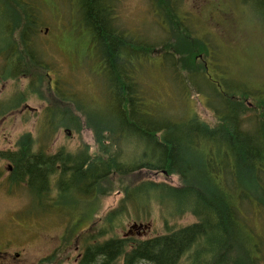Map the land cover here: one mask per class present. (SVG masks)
Instances as JSON below:
<instances>
[{
	"label": "trees",
	"instance_id": "1",
	"mask_svg": "<svg viewBox=\"0 0 264 264\" xmlns=\"http://www.w3.org/2000/svg\"><path fill=\"white\" fill-rule=\"evenodd\" d=\"M157 4L169 14L172 32L160 46H148L114 26L112 0H82L77 23L91 39L87 46L100 51L107 99L97 108L67 93L60 79L51 81L54 64L43 55L38 38L45 24L40 6L29 0H0V81L30 80L18 94L19 102L36 95L47 104L48 136L68 128L91 130L94 138V145L50 152L31 132H24L14 148L0 150V160L12 165L10 190L25 186L42 211L67 208L85 215L82 207L92 219L99 209L93 202L122 193L116 207L92 222L93 242L77 264H114L123 253L124 264H264V238L257 233H264V99L251 106L245 85L212 87L214 121L197 112L175 118L145 101L132 59L148 52V57L169 55L176 78L190 87L195 77L208 78L212 55L210 45L184 24L176 3L175 19L166 0ZM192 94L197 96L196 91ZM202 113L206 116L204 109ZM135 137L142 147L120 155L119 143L126 147ZM157 175H176L180 183ZM67 197L73 203L65 205ZM186 214L196 216L197 222L175 228L171 222ZM156 215L164 221L162 234L141 239L117 233L125 219L148 221ZM61 257L54 253L38 264H58Z\"/></svg>",
	"mask_w": 264,
	"mask_h": 264
},
{
	"label": "rangeland",
	"instance_id": "2",
	"mask_svg": "<svg viewBox=\"0 0 264 264\" xmlns=\"http://www.w3.org/2000/svg\"><path fill=\"white\" fill-rule=\"evenodd\" d=\"M29 1L38 4L43 10L45 24L40 27L39 43L43 55L54 64L50 73L51 81L60 79L67 93H74L102 107L105 97L100 57L95 54L93 46L87 47L91 39L77 23L78 0ZM166 1L172 19H175L176 3L184 24L210 45V79L207 80L211 86H207L208 91L206 88L204 91H198L196 87L192 91L190 88L187 94L184 87L186 83L176 78L178 74L171 57L154 54L152 58H140L135 63V68L139 71L134 78L145 91L144 100L150 101V105L162 108L175 118H186L197 112L207 120L214 121L212 87L217 84L245 85L250 90L248 101L251 106L259 99H264V5H260L262 0ZM112 4L117 16L115 25L121 31L127 32L134 41L159 45L171 36L169 14L158 6L157 0H113ZM46 28H49L48 33L45 32ZM85 50H90L89 54H85ZM131 62L134 63V59ZM3 67L4 61L0 56V74ZM29 81L21 77L0 81V150L14 148L15 142L24 132H31L39 146H51L49 151L52 152L62 146L75 150L82 143L94 145L91 130L81 133L70 130L69 133L62 128L51 136L44 135L47 104L36 95H30L27 101L19 102L18 94L27 90ZM202 85L200 79V86ZM195 91L197 96L192 94ZM25 106L28 108L24 110ZM202 109L205 110L206 116L203 115ZM3 111L7 113L4 114ZM10 165L6 159L0 160V252L7 251L8 259L16 263L38 264L41 258L54 254L63 245L60 241L67 234L70 243L63 250L65 260L62 264H76V257L82 251L84 241L79 240L82 233L78 235L73 229L85 227L83 236L88 231L90 234L94 233L95 229L90 225L92 220H97L116 207L121 194L114 193L93 202V205L97 204L99 207L93 219L87 216L76 217L70 223V218L80 213L74 216H69V213L64 215L62 212L45 213L35 206L32 195L25 186L11 191L7 181ZM158 179L165 178L159 175ZM167 180L175 184L180 183L176 175L167 177ZM73 201L67 197L64 204ZM81 210L86 214L88 212V208ZM256 211L259 212V208ZM194 221V215L186 214L176 217L171 223L175 224L174 227H179ZM150 222L151 229L147 233H141L143 228H136L132 229L131 234L148 238L164 232V221L159 216H154ZM259 223L263 228L262 220H259ZM132 224L131 219H125L123 227L117 232L118 235L122 236L128 232ZM257 233L263 240L264 233L259 230ZM1 255L0 253V264H7ZM68 255L70 257L67 258ZM57 261L60 264V260ZM139 264L150 263L141 261Z\"/></svg>",
	"mask_w": 264,
	"mask_h": 264
},
{
	"label": "bare ground",
	"instance_id": "3",
	"mask_svg": "<svg viewBox=\"0 0 264 264\" xmlns=\"http://www.w3.org/2000/svg\"><path fill=\"white\" fill-rule=\"evenodd\" d=\"M81 2H82V0H78V2H77V16H80L81 15V13H82V8H81ZM112 2H113V0H112ZM115 2V1H114ZM113 5V4H112ZM177 6V5H176ZM161 8V7H160ZM114 14L115 15H113L114 16V18L115 19H117V16H116V10H115V6H114ZM169 22H170V20H169ZM114 26L117 28V29H119V27H117L116 25H115V21H114ZM172 26V25H171ZM46 30H47V32L49 31V28H46ZM119 31H121L120 29H119ZM46 32V31H45ZM123 33H125L128 37H129V35H128V33L127 32H125V31H122ZM40 37V32H39V36H38V38ZM130 38V37H129ZM131 39V38H130ZM133 40V39H132ZM139 43V42H138ZM163 43V42H162ZM161 43V44H162ZM139 44H143V45H148V46H152V44L151 43H139ZM161 44H159V45H153V46H160ZM89 46H92V45H89ZM89 46H87V47H89ZM94 49H95V54H98V53H100V51H97L96 50V48L94 47ZM89 51L90 50H85V54H89ZM141 53V52H140ZM139 53V54H140ZM147 54H149V52L147 53ZM140 55L141 57H139V58H137V59H134V63H133V65H134V68H135V63L136 62H138L139 61V59L140 58H152V57H154V56H152V57H148V55ZM156 54V53H155ZM99 55V54H98ZM154 55V54H153ZM158 55V54H157ZM99 57H100V55H99ZM143 60H140V62H142ZM99 62H100V65H101V61L99 60ZM139 62V63H140ZM138 69L137 68H135V70H134V73H133V76L135 75V74H137L138 73ZM209 78V77H208ZM198 79V80H197ZM200 77H195L194 78V80H193V83H194V86L191 84L190 85V87H188L187 85L186 86H184L185 88H186V90H187V94H188V90L191 88H200V89H202L203 90V88L205 89L206 88V91H208V89H209V87H207L209 84H208V80L207 79H201V83L203 84L202 86H200ZM210 79V78H209ZM180 81H182V80H180ZM184 83H186V82H184ZM209 86H211V85H209ZM143 91H144V89H143ZM144 93H145V91H144ZM216 99V98H215ZM215 99L212 97V100H214L213 102H215ZM90 103L93 105V106H95V107H97V108H102L103 106H105L106 104H107V99H104V105L102 106V107H98V106H96V105H94V102L93 101H90ZM195 113V112H194ZM64 129H66L69 133H70V129H68V128H64ZM44 135H46V136H48V134L46 133V131H44ZM142 145H143V142L138 138V137H135L134 138V140L128 145V146H123L122 144H120L119 143V145L116 147L117 148V150H118V152L120 153V155H123V156H128L129 154H131V153H133V151H135V150H138V149H140L141 147H142ZM51 146H48V148H45V149H48L49 150V148H50ZM58 150V149H57ZM50 152H52V151H50ZM55 152V151H54ZM12 165H10V169H9V171L11 170V167ZM165 174V173H164ZM158 176V175H157ZM163 176V175H162ZM173 176V175H172ZM58 177V175H53L52 176V179H55V178H57ZM171 177V176H170ZM157 179H158V177H156ZM164 178L165 179H163V180H166V181H168L167 180V177H165L164 176ZM179 178V177H178ZM162 180V179H161ZM168 182H170V181H168ZM172 183V182H171ZM173 184H175V183H173ZM175 185H177V184H175ZM56 190L53 188L52 190H51V192H50V194H54V192H55ZM115 193H120V192H115ZM114 194V193H113ZM121 194V196H122V193H120ZM112 195V194H111ZM109 196V195H108ZM121 199V198H120ZM81 209H84V208H80V210ZM62 210H66V211H68V212H63V211H60V210H56V211H44L45 213H47V212H55V213H59V212H62L64 215H66L67 213H69L70 215L69 216H74L76 213H80L77 209L76 210H70V209H67V208H65V209H62ZM110 211V210H109ZM106 214V213H105ZM104 214V215H105ZM82 216H87V214H83V213H80V214H78L77 216H75V217H73V218H70V223L76 218V217H82ZM103 216V215H102ZM196 217V216H195ZM98 220V219H97ZM97 220H92V222L93 221H97ZM197 218H196V221H194L193 223H195V222H197ZM133 221V224L130 226L131 227V229H129V231L128 232H126V233H124L122 236H120V237H129V236H133V237H137V238H140L139 236H134V235H132L131 233H132V229H139V228H143L144 230L141 232V233H147L150 229H151V220H148V221H138V220H132ZM92 222L90 223V225L93 227V225H92ZM190 224H192V223H190ZM135 225V227H133ZM145 225H148V227H145ZM188 225V224H187ZM183 226H185V225H183ZM179 227H181V226H179ZM175 228H177V227H175ZM164 229H165V227H164ZM73 230H75V231H77V233H78V235L80 234V233H82L81 234V236H80V238H79V240H83L84 241V244H82V251L81 252H79V254H78V256L76 257L77 259H79V257L81 256V254H82V252L84 251V249H85V247H87V245L90 243H92L93 242V239H92V234L93 233H91L90 234V232L88 231V233L85 235V236H83V233H84V231H85V227H81V228H77V229H73ZM93 230V229H92ZM92 230H91V232H92ZM166 230H164V232H165ZM163 232V233H164ZM141 233H139V235H141ZM160 234H162V233H160ZM156 235H158V234H156ZM152 236H154V235H152ZM152 236H150V237H152ZM141 239H145V238H141ZM70 242H68V244H69ZM64 256V255H63ZM63 257H61V258H59L60 259V264H62L63 262H64V260L65 259H62ZM77 262H78V260H77ZM77 262H76V264H77ZM125 263V254L123 253V254H121L116 260H115V263L114 264H124Z\"/></svg>",
	"mask_w": 264,
	"mask_h": 264
},
{
	"label": "flooded vegetation",
	"instance_id": "4",
	"mask_svg": "<svg viewBox=\"0 0 264 264\" xmlns=\"http://www.w3.org/2000/svg\"><path fill=\"white\" fill-rule=\"evenodd\" d=\"M46 33H48L47 32V30H46ZM28 107L27 106H25L24 107V110L25 109H27ZM62 242H63V239H61V241H60V243L62 244ZM64 248H65V246L64 245H62L55 253H62L63 254V250H64ZM65 252V251H64ZM2 255V257H4L5 259H6V262H7V264H33V263H29V262H22V263H16L14 260H9L8 258H9V256H8V252L7 251H4V252H0ZM17 255H19V253L17 254ZM68 257H70L69 255L67 256V258ZM63 259V258H62ZM77 258H76V262H77ZM35 264V263H34Z\"/></svg>",
	"mask_w": 264,
	"mask_h": 264
},
{
	"label": "water",
	"instance_id": "5",
	"mask_svg": "<svg viewBox=\"0 0 264 264\" xmlns=\"http://www.w3.org/2000/svg\"><path fill=\"white\" fill-rule=\"evenodd\" d=\"M133 227H135V225ZM145 227H148V225H145Z\"/></svg>",
	"mask_w": 264,
	"mask_h": 264
}]
</instances>
